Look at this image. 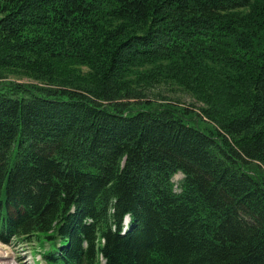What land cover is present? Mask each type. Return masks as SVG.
<instances>
[{"label": "trees", "instance_id": "16d2710c", "mask_svg": "<svg viewBox=\"0 0 264 264\" xmlns=\"http://www.w3.org/2000/svg\"><path fill=\"white\" fill-rule=\"evenodd\" d=\"M0 242L264 264V0H0Z\"/></svg>", "mask_w": 264, "mask_h": 264}, {"label": "rangeland", "instance_id": "374dc122", "mask_svg": "<svg viewBox=\"0 0 264 264\" xmlns=\"http://www.w3.org/2000/svg\"><path fill=\"white\" fill-rule=\"evenodd\" d=\"M18 82H32L28 78H23ZM151 99L158 101L165 97L169 102H177L180 105L188 106L190 104H195V107H199L202 103L198 102L192 94L184 93L179 88H167L160 89L159 91L153 92L150 96ZM161 101V100H160ZM183 175L178 173L174 176L173 181L176 185V191H178V183L182 179ZM41 260L39 254L33 255L31 248L29 246H17V244H3L0 242V264H37L36 261ZM39 264H44L39 262Z\"/></svg>", "mask_w": 264, "mask_h": 264}, {"label": "clouds", "instance_id": "9594fccd", "mask_svg": "<svg viewBox=\"0 0 264 264\" xmlns=\"http://www.w3.org/2000/svg\"><path fill=\"white\" fill-rule=\"evenodd\" d=\"M124 219H125L126 225L131 224L132 213L131 212L125 213ZM125 231H127V228H125ZM105 243H106V241H105ZM105 264H107V261L106 260H105Z\"/></svg>", "mask_w": 264, "mask_h": 264}]
</instances>
